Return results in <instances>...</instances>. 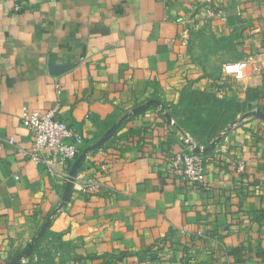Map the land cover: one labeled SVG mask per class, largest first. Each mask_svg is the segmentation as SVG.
Returning a JSON list of instances; mask_svg holds the SVG:
<instances>
[{
	"label": "crops",
	"instance_id": "obj_1",
	"mask_svg": "<svg viewBox=\"0 0 264 264\" xmlns=\"http://www.w3.org/2000/svg\"><path fill=\"white\" fill-rule=\"evenodd\" d=\"M14 3L0 0V264L46 221L51 235L29 264H264V120L242 117L264 107V0ZM50 61L69 67L52 73ZM250 89L260 96L246 100ZM192 96L207 101L194 106ZM213 98L244 111L199 141L181 112L194 106L205 118ZM150 99L164 108L126 118L89 152L65 204L67 180L18 151L33 145L24 111L55 110L90 146ZM218 137L202 186L166 174L174 153ZM82 181L97 188L81 191Z\"/></svg>",
	"mask_w": 264,
	"mask_h": 264
},
{
	"label": "built area",
	"instance_id": "obj_2",
	"mask_svg": "<svg viewBox=\"0 0 264 264\" xmlns=\"http://www.w3.org/2000/svg\"><path fill=\"white\" fill-rule=\"evenodd\" d=\"M14 10L21 9L19 0H15ZM194 20L188 19L193 26ZM250 64L249 60L238 61L226 65L220 75L222 80H233L242 73ZM20 122L32 136L33 145L28 151L18 148L34 164L42 165L46 174L52 177H60L65 181L68 177L66 168L81 152L83 144L82 133L67 122L55 117V110L39 112L34 110L24 111ZM186 141V140H185ZM12 144V138L8 139ZM205 163L203 153L193 152V147L174 153L167 160L166 174L186 186H202L205 182ZM97 188L93 181H82L80 190L91 192Z\"/></svg>",
	"mask_w": 264,
	"mask_h": 264
},
{
	"label": "trees",
	"instance_id": "obj_3",
	"mask_svg": "<svg viewBox=\"0 0 264 264\" xmlns=\"http://www.w3.org/2000/svg\"><path fill=\"white\" fill-rule=\"evenodd\" d=\"M190 96V95H189ZM260 96L259 90L258 89H250L246 92V100H250V99H255L258 98ZM184 95L182 94V97L180 99V102H182L184 100ZM193 99L196 100V104H194V106L196 105H201V102H205L207 101L206 98L200 96H192ZM192 99V100H193ZM231 100V99H230ZM221 101V100H220ZM219 100H216L215 98H213V101L211 100L212 105H214L215 110L214 113H207L205 118L201 117L200 114V110L199 108H195L194 106H188V108H186L183 112H181L183 118L182 120H179V124L180 126L185 129L186 131H188L190 134L198 137V133L205 131V130H210L211 132H213L216 128L218 129L219 127H222V125L224 123H226L228 121L232 122L234 120V117L237 113H239L240 111H244L243 108V104H240L238 102L236 103H232L233 100L230 101V103H232V105H230V107H226L225 103L222 102L220 103ZM224 103V104H223ZM223 105H224V110H223ZM221 107V108H220ZM258 110L264 111V107H258ZM212 110V109H210ZM225 115V117H224ZM224 117V119H223ZM223 122V123H221ZM216 129V130H217ZM209 145L206 144L205 147ZM85 143L83 142L82 144V148L81 150L85 147ZM204 155V154H203ZM48 235H51L50 231L48 230V228L45 229L44 233L42 234V236L38 239V241L35 243L31 254L26 258L27 261L26 262H18L17 264H29V260L30 257L33 255V253H35V251L37 250V247L39 246L40 242L46 238ZM24 252V251H23ZM23 252L16 254L11 260L10 262L15 259L17 256L21 255ZM9 262V263H10Z\"/></svg>",
	"mask_w": 264,
	"mask_h": 264
},
{
	"label": "water",
	"instance_id": "obj_4",
	"mask_svg": "<svg viewBox=\"0 0 264 264\" xmlns=\"http://www.w3.org/2000/svg\"><path fill=\"white\" fill-rule=\"evenodd\" d=\"M49 67H50V72L52 73H59L61 71H63L64 69L68 68L69 66H58L55 65L53 62H49ZM150 107H160L161 109L164 108V106H162L157 100L154 99H150L132 109L129 110V112L125 115H123L115 124H113L106 132L105 134L100 137L94 144L90 145V146H86L84 147L81 152L79 153V155L74 159V161L71 163L69 170H68V177H67V181L65 183L64 186V190H63V194H62V204H65L70 196V192H71V188H72V184L73 181L76 177L77 171L83 161V159L86 157V155L91 152L94 149L99 148L100 146H102L106 140L109 138V136H111L113 134V132L120 126V124L122 123L123 120H125L128 117L137 115L139 113H142L143 111L147 110ZM251 115L253 117H256L260 120H264V111L255 109L252 110L251 112H248L246 114H244L242 117ZM219 140V137L216 138L215 141L211 142L209 145H207L206 147L203 148H193V152L195 153H207L208 151H210L211 149H213L215 143ZM49 221H46L44 223V225L41 227L39 233L35 236V238L33 239V241L27 246V248L25 249V251L17 256L15 259H13L10 263L8 264H17L20 261H23L25 258H27L31 252L32 249L35 245V243L38 241V239L42 236V234L44 233L45 229L49 226Z\"/></svg>",
	"mask_w": 264,
	"mask_h": 264
},
{
	"label": "rangeland",
	"instance_id": "obj_5",
	"mask_svg": "<svg viewBox=\"0 0 264 264\" xmlns=\"http://www.w3.org/2000/svg\"><path fill=\"white\" fill-rule=\"evenodd\" d=\"M200 114H202V112H200ZM216 129L213 132H211L210 130L209 131L208 130H205V131L199 132L198 133V139H199V141L202 140V139H205V138H211V137H213V135L216 133ZM195 143H197L196 140H195Z\"/></svg>",
	"mask_w": 264,
	"mask_h": 264
}]
</instances>
